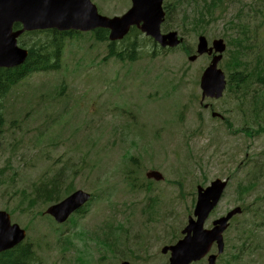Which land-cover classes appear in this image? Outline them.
<instances>
[{"label": "rangeland", "instance_id": "rangeland-1", "mask_svg": "<svg viewBox=\"0 0 264 264\" xmlns=\"http://www.w3.org/2000/svg\"><path fill=\"white\" fill-rule=\"evenodd\" d=\"M92 2L99 13L110 17L121 15L130 6V0ZM203 2L166 0L171 9L164 25L176 30L185 45L192 47L189 55L195 52L201 31L209 43L216 37H224L229 43L236 35L232 23H250V29H256L257 43H264V24L258 22L264 20V15L263 19L261 15L252 17L247 8H257L253 4L259 0H227L229 4L222 11L214 10L196 23L193 17L197 9L204 10ZM127 43L125 40L117 48H126ZM137 43L138 58L123 61L107 58L106 44L99 42L92 31L74 32L65 39L58 71L37 72L22 79L3 101L0 209H13L12 221L20 227L26 225L29 214L20 210V206L26 209L21 193L44 179L54 186V191L58 190L52 203L75 189L96 195L85 212L76 215L69 225L59 227L56 234L49 230L46 215L30 223L31 232L26 234L34 242L39 238L43 241L38 250L45 264H116V251H121L122 259L130 264H166L168 255L160 249L172 243L185 224L188 197L196 185L202 179L220 177L222 171L217 166L234 165L246 145L253 156L264 151L263 130L246 127L248 137L242 134L244 121L228 92L213 101L215 110L225 111L228 121H219L210 112L200 110L198 82L208 56L190 61L188 54L179 49H156L143 35H137ZM233 48V42L229 43V49ZM222 60L226 75L230 67L226 58ZM149 90L158 94L152 93L147 101ZM236 91L244 103L245 91ZM146 103L150 107L143 115L148 118L139 125L138 134L149 142L164 135L172 153L168 159L152 163L148 154L140 150L135 156V174L127 164L133 150L113 127L111 109L136 115L131 108H145ZM113 136L114 143L118 139L126 147L122 162L116 152L118 145L109 141ZM117 166L111 175L115 186L111 187L107 175ZM148 169L159 170L165 180L146 188L144 175ZM119 174L131 176L132 183L138 185L134 192L129 191ZM52 177L62 179L55 183ZM21 189L24 190L19 192ZM182 196L186 198L184 205ZM233 198L223 201L218 212L241 206L232 204ZM151 205L156 206L149 210ZM46 207L38 202L31 211H44ZM259 221L260 233L254 235L253 244L263 248L243 256L237 264H264V219ZM110 233L118 238L105 240ZM233 240L234 234L227 237V251L217 264H230L227 252H233Z\"/></svg>", "mask_w": 264, "mask_h": 264}, {"label": "water", "instance_id": "water-1", "mask_svg": "<svg viewBox=\"0 0 264 264\" xmlns=\"http://www.w3.org/2000/svg\"><path fill=\"white\" fill-rule=\"evenodd\" d=\"M164 12L162 0H131L130 8L121 15L112 17L98 13L97 7L91 0H0V67H12L22 63L27 51L17 45L18 36L24 31L33 29L56 28L58 30H93L108 28L109 39L122 38L130 26L135 25L147 35L152 36L161 45L173 46L179 42L175 32L161 35L160 24ZM15 22L22 27L13 30ZM213 46L207 48L204 36L199 37L197 53H211L214 49L222 52L225 48L222 40H214ZM220 55L214 56L211 65L201 75V97L218 98L225 87L224 75L216 69ZM190 60L195 56L189 57ZM148 177L160 179L158 172L147 173ZM221 191V185L215 180L211 186L198 195L194 214L197 222L191 224L194 232L199 231L202 220L216 202ZM89 195L76 191L58 204L49 206L46 212L62 222L68 214L88 199ZM212 197V202L205 200ZM200 232V231H199ZM24 231L16 224L11 225L7 213L0 211V252L12 248L24 238ZM197 235L188 236L173 248L170 264H187L192 255L186 254L192 246L199 248L195 241ZM213 264V259L210 261Z\"/></svg>", "mask_w": 264, "mask_h": 264}, {"label": "trees", "instance_id": "trees-1", "mask_svg": "<svg viewBox=\"0 0 264 264\" xmlns=\"http://www.w3.org/2000/svg\"><path fill=\"white\" fill-rule=\"evenodd\" d=\"M220 2L222 0H219ZM215 0L211 1L214 4ZM164 9L167 13L169 12L168 4H164ZM204 12L201 9L196 10V16L193 17L195 22L202 20ZM241 37L243 41L234 44L233 55L229 56V61L231 63L230 68H235V72L229 75L228 83H234L238 87L243 84L244 87L252 88V83L255 82V77L259 71L262 70V66L258 64L261 60L264 61V43H257L256 41V29H248L247 25L242 26ZM54 34L53 38L50 33L37 32V38H35V33L30 32L29 36L21 37L20 44L26 46L29 49L28 59L25 63L14 68H0V107L5 99L6 95L10 91L11 87L20 81L23 76L29 72L36 71H48L55 70L60 67V59L65 46V39L73 34V31H61ZM96 39L99 41H104L107 36L106 29H97L94 32ZM137 31L133 30L131 35H136ZM48 41H45L48 38ZM43 39V40H41ZM237 38L234 40L236 41ZM233 41V42H234ZM244 42V45L243 43ZM112 45H107V58L114 57L115 59L133 60L138 54L136 50L135 40H130L127 43L126 48H117L116 46L112 48ZM245 56H250L249 59L242 61ZM264 86V81L262 82ZM259 97L251 98V107L257 106L259 104ZM253 114V110H251ZM257 116V115H256ZM0 113V126H2L3 121L1 119ZM1 129V128H0ZM54 186L50 185L47 181L36 184L30 190L23 191V198L26 200V207L29 208L30 212L34 206L40 202L42 205H48L54 199L57 191H54ZM24 189H21V192ZM24 213V209H21ZM33 213V212H32ZM36 213H41L40 210L34 212L30 218L34 217ZM32 241L30 238H26L23 242L16 245L13 249L4 251L0 253V264H44L42 257L38 254L39 241ZM244 245H242L243 247Z\"/></svg>", "mask_w": 264, "mask_h": 264}, {"label": "flooded vegetation", "instance_id": "flooded-vegetation-1", "mask_svg": "<svg viewBox=\"0 0 264 264\" xmlns=\"http://www.w3.org/2000/svg\"><path fill=\"white\" fill-rule=\"evenodd\" d=\"M21 25L19 24L16 28H20ZM48 31V30H46ZM56 30L51 29V33H55ZM223 97V96H222ZM219 101V100H214ZM211 109L214 111L216 116H214L215 119L226 122L228 121V117L226 115L225 111L218 112L215 110L214 103L208 104L205 109ZM239 112V109L237 113ZM247 134V133H245ZM235 167L230 165L229 169L226 170V172L223 173L222 176H225L226 179V185L224 186V189L222 191V200H227L230 196L231 199L234 196L233 203H241L243 206L241 208V212L246 214L248 217H264V154L259 159V163L254 165V171H251L247 167L240 168L242 171H246L244 174L240 176V179L242 181V187L234 185L236 182L235 180H230L231 176H235L234 171ZM232 174H229V173ZM203 177H201L202 179ZM204 180L202 179L203 182ZM207 181V180H206ZM205 181V182H206ZM197 188V186H196ZM242 188L243 192L237 193L238 189ZM189 199L193 200V203L196 199V190L189 195ZM255 203H260V208L256 206ZM217 207V206H216ZM217 209V208H216ZM215 208L210 212L208 215V220L206 221L207 224L210 222V218L213 215V211ZM216 215H219L218 212H215Z\"/></svg>", "mask_w": 264, "mask_h": 264}]
</instances>
